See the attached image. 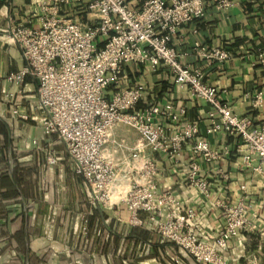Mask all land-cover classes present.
<instances>
[{"label": "crops", "instance_id": "crops-1", "mask_svg": "<svg viewBox=\"0 0 264 264\" xmlns=\"http://www.w3.org/2000/svg\"><path fill=\"white\" fill-rule=\"evenodd\" d=\"M141 1L128 0V4L137 9ZM205 10L203 19L181 26L170 45L183 65L199 70L201 80L216 89L220 103L258 127L264 120V68L257 64L255 53L264 50V0H239L225 13L212 6ZM35 13L33 0H0V264H195L157 235L156 222L149 221L147 215L138 213L137 222H131L120 189L133 185L132 181L141 186L152 183L155 198L167 194L182 209L191 210L195 214L191 231L211 246H215L224 227L222 206L243 203L251 229L238 232L226 242L225 249L215 246L217 254L223 264H264V178L242 165L238 137L224 131L207 133L210 106L177 87L162 63L155 71L135 63L124 64L119 84L109 86L104 97L110 100L115 91L133 84L143 85L144 97L136 110L142 111L148 104L163 106L166 102L172 103L175 111L183 108V120L196 123L197 137L211 150L221 153L218 160L204 162L192 153L190 141L181 145L175 157L143 148L140 156L132 160L139 136L129 127L117 124L112 130L116 146L106 147L108 159L118 174L108 206L89 204L73 165L69 168L73 176L57 181L46 180L45 174L41 183L40 175L29 167L36 163L34 156L48 154L56 158L65 150L55 136L43 135L39 124L30 119L39 116L34 110L38 82L26 76L20 94H14L20 101L19 114L26 117L24 120L11 117L4 100L7 91L14 92L5 83L6 75L25 66L8 31L21 21H31L37 28ZM68 16L86 23L92 15L72 7ZM193 43L207 50L227 51L230 59L220 65H207L196 57ZM257 93L261 94V101L253 107L252 98ZM183 120L169 123L157 118L155 124L175 133ZM144 161L154 164V176L141 170ZM190 162L198 164L197 177L207 183L206 194L190 185ZM125 163L136 168L128 169ZM258 165L259 161H253V167ZM260 168L263 172L264 162ZM60 186H64V195L59 194ZM83 217L86 234L81 231ZM68 218L75 219L67 228Z\"/></svg>", "mask_w": 264, "mask_h": 264}, {"label": "built area", "instance_id": "built-area-1", "mask_svg": "<svg viewBox=\"0 0 264 264\" xmlns=\"http://www.w3.org/2000/svg\"><path fill=\"white\" fill-rule=\"evenodd\" d=\"M239 0H142L137 9L128 0H33L37 28L31 21H21L9 29V37L20 52L22 69L6 75L14 92L4 96L11 117L23 119L19 114L20 94L24 78L30 76L38 82L35 107L39 116L30 118L39 124L45 136H55L65 153L74 163V174L81 178L89 204L108 206L117 185V170L109 161L106 147L116 146L112 136L117 124L136 131L139 139L131 159L140 156L143 148L175 157L181 145L192 142V153L206 163L220 158L221 153L211 150L197 137L196 123L184 121L183 108L175 111L170 102L163 106L148 104L142 111L136 106L144 97V86L133 84L123 91H115L112 98L104 97L109 86L119 84V74L124 64L135 63L155 71L162 63L175 85L191 97L207 103L211 132L224 131L241 141L244 167H251L264 178L260 165L264 162V120L253 127L249 118L239 117L229 107L217 100L213 86L206 85L200 71L191 70L179 60L180 55L170 43L178 29L194 20L205 17V9L212 6L225 13ZM91 16L86 23L69 17L70 8ZM91 22V23H90ZM89 23V24H88ZM194 44L197 58L209 64H223L230 54L222 49H205ZM102 46V47H100ZM257 64L264 68V50L255 53ZM261 94L252 98L253 107L259 106ZM157 118L169 123L183 120L177 132H167L155 124ZM259 165L253 167V161ZM47 163L52 164L51 157ZM126 168L135 169L132 163ZM187 179L193 187L206 194L207 183L197 175L199 166L190 162ZM155 175V166L144 161L142 169ZM121 188V197L131 222L143 213L156 222L157 235L186 254L195 264H223L216 247L225 249L226 242L238 232L248 231L247 208L241 202L222 206L224 227L220 230L215 246L201 242L191 231L195 214L182 209L169 195L154 197L152 183L141 186L135 181ZM86 221H84V224ZM81 227L83 234L85 225ZM264 248V242L262 244Z\"/></svg>", "mask_w": 264, "mask_h": 264}, {"label": "rangeland", "instance_id": "rangeland-1", "mask_svg": "<svg viewBox=\"0 0 264 264\" xmlns=\"http://www.w3.org/2000/svg\"><path fill=\"white\" fill-rule=\"evenodd\" d=\"M48 157H49L48 154L46 156L42 154V157H41V155L40 156L35 155L34 156V160H35L36 163L35 164H31L29 166V167H32L31 170H33V171L36 170V174H39L40 175V181H41V183L43 182L42 181V177H44L45 174H46V177H47L46 180H50V178H53V179H55L57 181L59 179L60 180H63L66 177L73 176V175H70L69 168L72 165L74 166V163L69 158V156L67 154L65 155V153H64V154H62V156H60V155L58 156L57 155L56 158L51 156L52 164H48L47 163V158ZM29 163H27V164H29ZM60 166H62V167H60ZM55 168H57V169H55ZM59 194H61V195L62 194L63 195L65 194L64 186H60V192H59ZM74 219L68 218L67 220H65L66 223H67V225L65 224V221H63L64 222L63 223V227H65L64 224L67 226V228L70 227L71 226L70 222H71V220H74ZM84 221H85V217H83V219L81 220V225L84 224ZM72 223H74V221H72ZM51 224H52V222H51ZM78 226H80V224Z\"/></svg>", "mask_w": 264, "mask_h": 264}]
</instances>
